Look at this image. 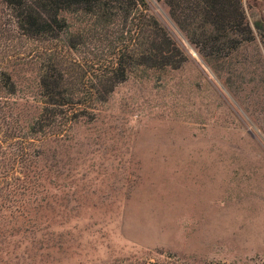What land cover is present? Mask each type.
I'll return each instance as SVG.
<instances>
[{
    "label": "rangeland",
    "instance_id": "1",
    "mask_svg": "<svg viewBox=\"0 0 264 264\" xmlns=\"http://www.w3.org/2000/svg\"><path fill=\"white\" fill-rule=\"evenodd\" d=\"M145 3L65 4L62 31L26 37L0 0V71L19 84L0 78V158L52 139L32 147L46 191L0 210V264H264V0L221 23L199 0ZM144 13L176 68L143 67ZM45 74L80 112L35 137Z\"/></svg>",
    "mask_w": 264,
    "mask_h": 264
},
{
    "label": "trees",
    "instance_id": "2",
    "mask_svg": "<svg viewBox=\"0 0 264 264\" xmlns=\"http://www.w3.org/2000/svg\"><path fill=\"white\" fill-rule=\"evenodd\" d=\"M87 1L88 0H4L5 5L12 11L11 17L14 25L20 29L23 32V36L26 37L62 31L65 24V19L62 15V6L65 4L80 5ZM126 1L128 3L133 2V0ZM175 2L176 0H167V4L171 10L174 9ZM199 2L203 5L204 10L201 15L202 17H200L199 14L196 16L197 20L198 18L199 20L205 19L210 23H221L228 20L232 12L231 7L235 4V0H199ZM146 6L147 4L145 0H143V7L147 10ZM236 11H240L237 5ZM172 15L176 18L174 11ZM143 19V31L141 32L143 38V67L162 69L176 68L179 63V57L183 56L180 48L172 41L164 28L161 27L151 15L144 13ZM144 22L147 24H144ZM221 30H225V27L219 29V31ZM187 34L192 36V33L189 31H187ZM117 64L119 63H114L113 68H115ZM0 78L5 81V83L7 82L5 88H10V95H16L19 85L16 77L6 71V69H2V71H0ZM38 82L39 87L45 91L42 95L48 100L46 106H53L55 109H49V107H47L40 110L32 121H27L28 130L32 129L31 132L35 137L39 132L45 130V128L46 131H48L50 127L54 128L62 115H67L68 118H71L69 120H72L73 116H76V114L80 112L76 108H70L73 105L78 106L80 104V99H76L74 94L59 92L64 87L63 77L45 74L42 75ZM6 117L10 118L8 115ZM36 128L40 129V131H37ZM49 134L50 133H48V136ZM48 136L46 135L44 139H21L24 145L23 149L11 151L9 156L7 155L8 158H5L4 153V159L0 158V210L8 206H16L20 198H26L27 200L30 197L38 195L41 191H46L45 187L48 184V175L45 173L46 169H43V166L40 167V164L44 160L35 154L33 155L32 147L36 146L37 148L38 145L39 148H48L49 143L52 141V139H48ZM14 140L18 141V139H10V141ZM3 146L4 144L0 139V154ZM5 160L10 163L12 162L16 168H20V173H18L17 170L13 173L11 171H5ZM42 201H45V198Z\"/></svg>",
    "mask_w": 264,
    "mask_h": 264
}]
</instances>
